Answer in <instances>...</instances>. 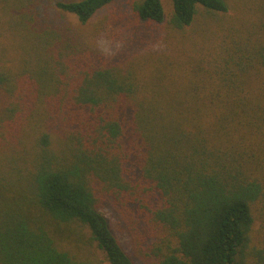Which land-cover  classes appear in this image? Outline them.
Returning <instances> with one entry per match:
<instances>
[{"label": "trees", "instance_id": "trees-1", "mask_svg": "<svg viewBox=\"0 0 264 264\" xmlns=\"http://www.w3.org/2000/svg\"><path fill=\"white\" fill-rule=\"evenodd\" d=\"M115 1L0 0V264H91L58 247L62 227L86 230L108 264H135L98 192L130 215L135 241L151 230L156 264H247L255 210L264 216V97L250 84L264 42L180 80L169 58L150 70L106 59L47 7L84 24ZM171 1L179 29L199 6L228 10V0ZM132 8L165 18L162 0ZM38 103L57 139L10 142Z\"/></svg>", "mask_w": 264, "mask_h": 264}, {"label": "rangeland", "instance_id": "rangeland-1", "mask_svg": "<svg viewBox=\"0 0 264 264\" xmlns=\"http://www.w3.org/2000/svg\"><path fill=\"white\" fill-rule=\"evenodd\" d=\"M134 1L137 0H117L98 11L84 24L75 16L58 12L50 4L47 7L53 20L70 24L89 44L99 49L106 59L150 70L151 59L169 58L170 62L165 65L169 69L168 74L180 80L196 73L208 76L215 67L224 64L226 58H231L233 54L247 53L241 42L249 44L250 55H255L259 45L264 42V0H228L226 12L210 11L199 6L193 23L183 29L176 28L171 23L174 12L171 0H162L165 10L162 22L138 18L132 8ZM258 61L252 63L250 84L258 88L260 96L264 97V68ZM9 65L18 69L12 54ZM36 106L35 112L21 128L10 133L5 127L10 142L32 146L48 130L51 137L56 138V128L47 125L43 106L39 103ZM2 110L4 108L0 105V113ZM4 138L6 137L1 139L6 143ZM98 194L99 210L109 220L113 233L133 262L156 264L157 257L154 252H157L159 244L157 240L151 242V230L141 240L135 241L129 226L132 222L130 215L116 207L109 197L100 192ZM254 217L246 262L264 264V259L257 255L261 251L264 257V216L255 210ZM84 233L81 235L62 227L56 235L57 245L78 260H87L91 264H108L103 253L95 244L89 242V233L86 230Z\"/></svg>", "mask_w": 264, "mask_h": 264}]
</instances>
